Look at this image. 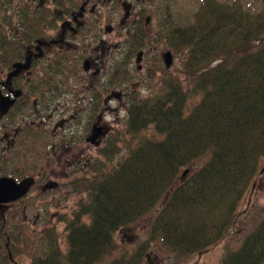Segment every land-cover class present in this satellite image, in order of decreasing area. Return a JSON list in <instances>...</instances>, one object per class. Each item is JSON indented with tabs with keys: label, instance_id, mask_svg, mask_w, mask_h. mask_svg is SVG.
Listing matches in <instances>:
<instances>
[{
	"label": "trees",
	"instance_id": "obj_1",
	"mask_svg": "<svg viewBox=\"0 0 264 264\" xmlns=\"http://www.w3.org/2000/svg\"><path fill=\"white\" fill-rule=\"evenodd\" d=\"M42 2H30L38 12L22 9L26 12L19 13L11 40L3 26L7 17L0 18V65L9 73L28 54L25 47L45 35L52 12ZM165 38L171 48L187 52L184 73L190 87L171 79L161 96L132 99L126 134L138 136L153 128V137L142 139L113 168L108 166L116 143L106 150L105 161L80 166L79 175L66 184L68 197L80 198L63 219L67 250L58 229L49 228L34 242L29 264H98L116 250L118 233L165 197L149 239L111 264H143L157 239L179 257L202 255L238 226L239 209L264 159V8L249 11L242 0H203L194 21L168 25ZM191 95L201 99L189 111ZM208 154L204 165L183 176ZM9 165L3 175L15 174L16 169L9 174ZM16 228L19 224L0 217V264H16ZM221 264H264V219Z\"/></svg>",
	"mask_w": 264,
	"mask_h": 264
},
{
	"label": "rangeland",
	"instance_id": "obj_2",
	"mask_svg": "<svg viewBox=\"0 0 264 264\" xmlns=\"http://www.w3.org/2000/svg\"><path fill=\"white\" fill-rule=\"evenodd\" d=\"M32 1L39 4L42 0H14L11 4L0 1V18L7 17L3 26L9 40L19 28V13L26 12L23 8H27L30 13L38 12L36 4L30 3ZM59 1L62 2L61 7H57L53 0L42 3L52 15L49 24L45 26V35L38 44L51 46L45 48L46 56L42 65L34 67V75L55 77L52 80L55 116L51 124L55 125L62 119L68 120L61 134L71 140L72 148L62 154L61 163L56 165L54 175V179L63 185L79 175L80 166L86 161H105L104 154L109 146L112 148V143H116L113 148L116 153L108 168L122 162L142 139L153 137V128L138 136L126 134L130 103L132 99L141 101L161 96L165 93L167 81L171 79L179 80L186 89L190 87L184 73L187 52L171 48L165 35L168 25L192 23L203 0H127V18L122 0H94L91 7L95 3L98 5L97 10L81 20L83 27L77 33L64 26L73 12L80 11L84 0ZM217 1L231 3L235 0ZM242 2L249 11L264 8V0ZM167 53L172 54L173 61L169 68L164 62ZM92 58L100 61L101 74L97 78L85 73L83 69L84 62ZM8 75V70L0 65V76ZM200 99V95H191L188 110ZM95 128L103 129L98 144L89 142ZM117 137L122 142L117 141ZM13 154L9 156L14 157ZM209 158L210 154L200 158L187 170L200 168ZM15 169V159L11 158L7 170L11 173ZM68 194L67 187L66 190L63 188L42 199L36 198L34 192L33 196L25 200L30 209H21L20 215L16 217L18 222L13 219L18 208H6L4 217L11 224H19V228H16L20 233L14 257L16 264L30 263L34 242L49 228L58 229L62 249L67 250L66 224L63 219L73 213L80 200L75 196L69 198ZM166 200V197L163 198L152 212L119 232L116 236V250L107 252L98 264H111L113 260L133 252L146 242L150 237L151 224ZM239 210L241 217L238 226L209 252L179 257L161 239H157L143 264H221L227 254L237 250L246 235L264 219V159L260 162L259 174Z\"/></svg>",
	"mask_w": 264,
	"mask_h": 264
},
{
	"label": "flooded vegetation",
	"instance_id": "obj_3",
	"mask_svg": "<svg viewBox=\"0 0 264 264\" xmlns=\"http://www.w3.org/2000/svg\"><path fill=\"white\" fill-rule=\"evenodd\" d=\"M92 1L94 0L83 1L80 11L78 13L73 12L66 22V29L77 33L79 28L83 27L81 20L86 15L93 14L98 8L95 3L91 7ZM122 2L125 8L124 4H127V0H122ZM50 46L47 44L40 46L38 43L27 45L25 48L28 54L21 62H25L31 56V67L11 79L10 83L9 75L8 77L0 76V92L3 95L14 98V92L21 91V96L17 99L15 106L6 115L0 114V179L13 178L19 184L26 180L33 182L26 196L3 206L0 217H4L6 208L12 206L18 208L13 219H17L16 217H18V214L20 215L21 209L28 211L30 206L25 204V200L31 197L34 192H36V198L42 199L44 196L63 190V188L66 190V183L60 184L56 181L57 179H54V175L56 165L61 163L62 154H66L72 148L71 140L61 134L68 120L62 119L55 125L51 124L55 116L54 101L52 100L54 98L53 90L55 89L49 81V75H34V67L42 65V61L46 56L43 48ZM89 61L91 62V69L89 72L85 70L84 72L97 78L101 74L100 61L97 58H92ZM97 71L99 73L94 75ZM13 114L15 118L12 120ZM12 151L16 159L15 174L3 175L2 171L5 169L6 164L10 162L12 156L9 155ZM52 184L53 186L50 187Z\"/></svg>",
	"mask_w": 264,
	"mask_h": 264
},
{
	"label": "water",
	"instance_id": "obj_4",
	"mask_svg": "<svg viewBox=\"0 0 264 264\" xmlns=\"http://www.w3.org/2000/svg\"><path fill=\"white\" fill-rule=\"evenodd\" d=\"M125 6V11H126V17H128L129 14V7L128 5L124 4ZM149 22V19L147 20ZM65 28V26H64ZM164 62L166 66L169 68L172 66V54L167 53V55L164 57ZM31 61L32 57H28L25 62H18L14 64V69L13 71L9 74V83L11 82V79L17 77L19 73H21L23 70H28L31 67ZM91 69V62L89 60L85 61L84 63V70L86 72H89ZM99 71L94 73V75H97ZM14 98L11 96H5L0 92V114L1 115H6L11 108H13L16 104L17 99L19 96H21V91H15L14 92ZM103 134V129L102 128H97L95 129L93 136L91 139H89V142L92 144H98V139L101 137ZM189 173L188 170H186L183 174V176H186ZM33 182L31 180H26L22 183H17V181L13 178H1L0 179V214L3 210V206L6 204H11L13 202H16L17 200L23 198L26 196L32 186ZM53 184L50 186L52 187Z\"/></svg>",
	"mask_w": 264,
	"mask_h": 264
}]
</instances>
